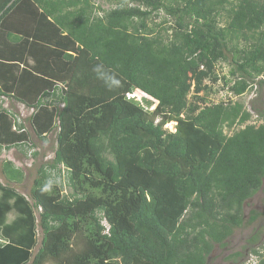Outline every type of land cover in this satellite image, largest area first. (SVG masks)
<instances>
[{
    "label": "trees",
    "instance_id": "trees-1",
    "mask_svg": "<svg viewBox=\"0 0 264 264\" xmlns=\"http://www.w3.org/2000/svg\"><path fill=\"white\" fill-rule=\"evenodd\" d=\"M106 2L108 9L98 0H0V100L34 109L36 138L55 133L56 142L31 203L0 181V210L11 197L21 215L8 230L0 219V264H207L217 245L264 218L244 217L264 188V0ZM220 61L232 66L223 80L234 96L258 87V126L241 103L200 105ZM135 90L150 97L149 108L127 99ZM15 120L0 121V138L22 147L28 133ZM171 122L175 132L164 128ZM62 168L68 195L49 182ZM0 172L10 184L25 177L11 161Z\"/></svg>",
    "mask_w": 264,
    "mask_h": 264
},
{
    "label": "rangeland",
    "instance_id": "rangeland-1",
    "mask_svg": "<svg viewBox=\"0 0 264 264\" xmlns=\"http://www.w3.org/2000/svg\"><path fill=\"white\" fill-rule=\"evenodd\" d=\"M98 3L104 7V9H108L109 3L106 2V0H98ZM13 16H17L18 18L20 16V10L18 12H14L11 14L10 18ZM9 19L8 21L12 22L14 19ZM161 19H157V21L154 24L160 23ZM10 23H6L2 29V35H6L5 32L7 31L10 27ZM154 24H151L150 27L154 28ZM157 32L160 31V29H156ZM13 49L18 53L22 49L21 48H14ZM232 69V66L230 62H225V61H220L216 64L215 66V77H217V82H214L212 78H208L204 82V86L207 87V90L203 93L200 94V98H204L205 102H199L200 105L203 107L205 105L211 106L219 103H226V104H235V103H241L244 105V109L248 112L251 113L252 119L248 124L256 125L258 126L260 124L259 121H257V115H255L254 110H253V104L252 101L254 99H257L256 101L260 102L261 99L256 98L257 94L255 90L258 92V87H254L252 90H249L242 96H234L229 89V86H227L224 83L223 78L226 77L227 79L229 78L230 70ZM11 71V69H10ZM233 84V83H232ZM193 91V89H192ZM262 94V101H264V90L261 92ZM193 96V94H191ZM195 101L194 99L191 98V101ZM255 101V100H254ZM257 105L254 107H260V103L256 102ZM198 102V101H195ZM51 103V102H49ZM153 102H148L149 105H151ZM263 103V102H262ZM144 106L146 103H143ZM0 112L2 110H7L9 111L7 116V119H11L13 122L16 121L15 119H18L20 123L24 126L26 129V132L28 133L27 137L23 140L25 145L22 147H17L15 145H9L8 143L4 142L0 138V171L2 168V163L5 161H11L14 163V165L17 168H20L24 172V179L23 182L19 184H10L6 181L5 177L1 175L0 172V181L2 182L3 186H8L11 185L14 187L16 192L25 197L26 200H30V190L33 186L34 179H36L38 176V169L47 163H50L53 158H54V150L56 149V142H55V135H51L48 137V139L44 141H40L36 138L35 132L30 124L29 121V114L30 111L29 109L26 108V105H22L20 103H16V101L13 100H8V101H1L0 100ZM2 115V114H1ZM0 115V116H1ZM6 117L4 115L1 116V120L4 122L7 121ZM0 120V121H1ZM8 122V121H7ZM10 122V121H9ZM19 124L18 122H16ZM176 122H171L167 124L164 128L169 131V132H175L176 131ZM17 127V126H16ZM239 127L233 128L231 131L225 130L227 135H231L233 132L237 131ZM18 130V129H17ZM19 131V130H18ZM21 133V132H20ZM28 143V144H27ZM35 145L34 146H32ZM29 147V148H28ZM28 148V150H27ZM30 149V151H29ZM35 151H39V155L34 158L32 157V154ZM61 174L60 176L57 174L58 171H54L52 173V177L49 178L50 184H54L53 182H56L55 184L59 186L62 184V193L65 195H68L71 193V189L66 186L67 184V179H66V170L65 168L61 169ZM60 183V184H59ZM50 188V187H48ZM51 189V190H50ZM47 189L48 192L52 193L55 192V189L50 188ZM2 196V192L0 191V198ZM32 201L30 200V203ZM5 206L7 205L8 209L7 212L3 213V208H1L0 212V219L3 220V228L11 226L13 222L16 221V219L21 217L20 213L15 209L14 207V198H7V200L4 202ZM256 211L258 213H264V188L262 191L257 193L254 198L250 199L244 206V217H245V222H247L251 216V212ZM3 213L4 216L1 214ZM40 214V210L34 212V216H37V219L35 218V234H36V242L37 244L34 246L32 249V254L33 256L37 253L39 246H40V241L42 238V232L40 227L38 226L39 221L38 217ZM104 225H106V222H102ZM22 226L21 228H23ZM264 227V218H260L255 224L252 226H245L242 229H238L235 231L234 235L228 239L227 241V247L226 248H221L220 246H216L213 253L209 257L207 264H229V262L226 260L227 257L234 253H242L243 258L240 259L239 264H259L260 261L264 260V231L261 233V240L260 242L253 246L250 245L249 241L250 239L257 233L258 230L263 229ZM2 228V229H3ZM15 230L18 228L17 226L14 225ZM20 228V229H21ZM19 229V230H20ZM24 229V228H23ZM12 231V230H11ZM19 232L14 233L13 235H10V239H13L16 234ZM22 233V231H21ZM25 235L28 234V232L24 233ZM75 237L74 241V246L75 250L77 253H80L82 251L83 247V236L81 234H77ZM32 236L28 237V241H31ZM9 240V239H8ZM252 249H256L260 254L255 255L252 253ZM47 264H56L55 262H49Z\"/></svg>",
    "mask_w": 264,
    "mask_h": 264
},
{
    "label": "clouds",
    "instance_id": "clouds-1",
    "mask_svg": "<svg viewBox=\"0 0 264 264\" xmlns=\"http://www.w3.org/2000/svg\"><path fill=\"white\" fill-rule=\"evenodd\" d=\"M127 99L128 100H133V99H135V100H137V101H139V103H141L143 106H144V104H143V98H150L146 93H143V92H141L140 90H135V91H133V92H131V93H128L127 95ZM129 97H130V99H129ZM9 100V99H8ZM6 101V100H5ZM157 102H153L152 104V106H151V108H154V106H155V104H156ZM144 107H146V108H149L147 105H145ZM30 111V114H29V116L31 117L32 115H33V113L35 112V110L34 109H30L29 110ZM14 130H16V127H14ZM54 135H55V133H53ZM53 134H50L49 136H51V135H53ZM48 136V137H49ZM29 200V199H28ZM41 208H39V210H40Z\"/></svg>",
    "mask_w": 264,
    "mask_h": 264
},
{
    "label": "crops",
    "instance_id": "crops-1",
    "mask_svg": "<svg viewBox=\"0 0 264 264\" xmlns=\"http://www.w3.org/2000/svg\"><path fill=\"white\" fill-rule=\"evenodd\" d=\"M27 32H28V31H27ZM34 51H35L36 53H38V52L41 51V48H39V47H35ZM34 51H33V52H34ZM36 53H35V54H36ZM12 62H13V61H12ZM13 64H14V63H13ZM13 64H11V65H13ZM30 64H32V61H31V60L29 61V65H30ZM22 67H23V66H22Z\"/></svg>",
    "mask_w": 264,
    "mask_h": 264
},
{
    "label": "built area",
    "instance_id": "built-area-1",
    "mask_svg": "<svg viewBox=\"0 0 264 264\" xmlns=\"http://www.w3.org/2000/svg\"><path fill=\"white\" fill-rule=\"evenodd\" d=\"M129 99H130V97H129ZM6 101H8V99H6ZM40 211H41V209H40ZM37 217V216H36Z\"/></svg>",
    "mask_w": 264,
    "mask_h": 264
},
{
    "label": "bare ground",
    "instance_id": "bare-ground-1",
    "mask_svg": "<svg viewBox=\"0 0 264 264\" xmlns=\"http://www.w3.org/2000/svg\"><path fill=\"white\" fill-rule=\"evenodd\" d=\"M237 256V255H236Z\"/></svg>",
    "mask_w": 264,
    "mask_h": 264
}]
</instances>
